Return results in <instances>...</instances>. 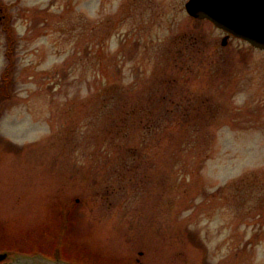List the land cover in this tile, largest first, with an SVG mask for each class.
<instances>
[{"label": "rangeland", "instance_id": "374dc122", "mask_svg": "<svg viewBox=\"0 0 264 264\" xmlns=\"http://www.w3.org/2000/svg\"><path fill=\"white\" fill-rule=\"evenodd\" d=\"M186 2L0 0V249L79 264H264V49L223 45ZM171 41L204 47L191 71L168 64ZM163 77L182 84L168 90L193 117L145 144L135 127L116 148L101 92L124 101ZM131 141L135 160L122 149Z\"/></svg>", "mask_w": 264, "mask_h": 264}, {"label": "trees", "instance_id": "16d2710c", "mask_svg": "<svg viewBox=\"0 0 264 264\" xmlns=\"http://www.w3.org/2000/svg\"><path fill=\"white\" fill-rule=\"evenodd\" d=\"M195 42L196 41L182 44L180 41H171L167 45V51H165L169 54L165 56L168 64L191 71L193 65L190 64L196 63V58L205 51L204 47L198 48ZM169 61H171L172 64ZM163 78L164 79L155 80L152 84L150 83L149 91L140 92L133 97H124V101L122 95H120V100L118 99L117 101L115 87H108L110 90L106 89L101 92L102 102L104 103L106 101L105 103L108 106V111L106 113L107 119L106 123L102 125L104 128L102 132H105V134L115 139L111 140V143L115 144L116 148L120 147L121 144V142L116 139L117 136H128V139H131L132 136L130 135L134 134L133 131L135 127H137V133L142 137V143L145 144L147 143V138L149 139L153 134L163 131L164 128L167 127L166 125L169 120L182 118V115L184 117L183 119H191V117H193V109L181 108L180 102H178L177 106H174L177 95L168 90L178 88L182 86V84L174 77ZM167 103H169V105H166ZM122 149H124L126 153H129L127 155L128 157H132L133 160H135L136 151H139V146L132 144L131 141L125 144ZM124 162L128 167V172H131V168L136 165L135 161L126 163L127 161L125 160ZM121 175L122 174L118 175L120 181L124 179L123 175ZM131 181L132 177L128 182Z\"/></svg>", "mask_w": 264, "mask_h": 264}, {"label": "water", "instance_id": "95a60500", "mask_svg": "<svg viewBox=\"0 0 264 264\" xmlns=\"http://www.w3.org/2000/svg\"><path fill=\"white\" fill-rule=\"evenodd\" d=\"M188 12L208 18L217 26L264 49V0H189ZM0 254L1 264H78L60 256L52 258L41 253Z\"/></svg>", "mask_w": 264, "mask_h": 264}, {"label": "flooded vegetation", "instance_id": "af4514ba", "mask_svg": "<svg viewBox=\"0 0 264 264\" xmlns=\"http://www.w3.org/2000/svg\"><path fill=\"white\" fill-rule=\"evenodd\" d=\"M222 30V29H221ZM224 31V30H223ZM225 32V36L226 35H228V33L226 32V31H224ZM230 37H234V35H232V34H230V36H228V39L230 38ZM8 254V256H10L11 254H10V251L9 250H7V249H0V254ZM1 263H4L3 261L2 262H0V264Z\"/></svg>", "mask_w": 264, "mask_h": 264}]
</instances>
